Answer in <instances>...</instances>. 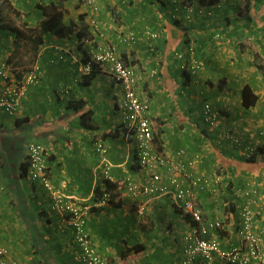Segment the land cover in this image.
<instances>
[{
  "label": "crops",
  "instance_id": "crops-1",
  "mask_svg": "<svg viewBox=\"0 0 264 264\" xmlns=\"http://www.w3.org/2000/svg\"><path fill=\"white\" fill-rule=\"evenodd\" d=\"M11 1L37 22L42 17L38 4L50 0ZM96 1L99 31L105 36L96 35L94 42H87L74 35H46L38 58L42 79L29 85L19 112L11 115L0 108V245L8 248V261L80 264L74 233L64 214L53 210L50 216L51 199L43 186L32 181L28 172L26 177L18 176L31 140L49 148L50 176L57 189L94 205L88 212V228L105 264H172L184 256L183 234L192 222L173 203L172 195L132 196L122 185L127 177L144 184L149 173L133 165L134 137L121 124V85L106 71L88 86L80 84L83 55L78 47L118 44L123 33L134 34L138 41L137 45L122 42L119 52L121 57L125 53L124 58L140 75L137 88L151 104L156 147L173 155L189 144L185 156L199 157L193 173L208 179L194 187L205 216H228L225 230L212 231L208 237L218 236L226 247L237 245L239 214L230 207L243 201L244 190H249L246 199L253 201L256 211L255 230L264 241V151L254 161L241 156L243 147L264 146V0H220L213 5L168 0L167 6L159 0ZM66 5V20H77L85 12L91 24L85 4L67 0ZM248 34L253 36L251 43L240 44ZM188 37L195 40L202 71H189L185 77L184 64H192ZM12 49L13 37L0 28V63ZM219 79H223L221 89L216 86ZM247 83L259 98L245 109L240 96ZM208 101L220 113L215 128L203 119ZM87 110L90 119L83 126L79 115ZM237 138L240 143L234 141ZM107 169L119 185V196L111 203L96 200ZM218 174L222 182L214 191L213 177ZM230 182L234 185L229 190ZM138 244L142 245L135 250ZM193 264H205V260L199 257Z\"/></svg>",
  "mask_w": 264,
  "mask_h": 264
},
{
  "label": "built area",
  "instance_id": "built-area-1",
  "mask_svg": "<svg viewBox=\"0 0 264 264\" xmlns=\"http://www.w3.org/2000/svg\"><path fill=\"white\" fill-rule=\"evenodd\" d=\"M88 7L91 14V29L93 38L86 39L87 42H94L95 36H105L104 32L99 31L97 13L99 5L96 0H82ZM157 36V33H153ZM249 36L248 40H252ZM135 41L134 34L123 33L118 38V44L126 41ZM115 43L99 44L92 50V58L79 66V70L88 73L92 70L93 62L108 63L109 73L121 85L123 95L119 100V110L121 111L126 127L132 133L138 150L139 162L149 173L147 183L138 185L135 180L128 177L125 179L126 188L132 196L139 195H160L169 194L183 212L191 217L195 224L183 235V254L184 256L173 264H193L199 257L205 260V264H264V241L261 235L255 230L256 211L253 201L245 199L237 202L236 207L239 214V225L237 233L239 241L232 247L223 246L220 238L208 237L212 231L225 230L227 218L213 217L206 218L203 208L197 203L194 187L200 183L208 182V179L193 174V167L199 157H186L184 148L177 150L176 155L158 151L154 134L155 127L151 120V104L144 99L138 92L137 84L140 75L136 68L126 64L120 57L118 47ZM189 53L192 57L191 70L196 72L200 68V61L196 57L194 43L189 46ZM181 54V53H180ZM178 56H183V54ZM8 65L4 62L0 64V107L7 113L13 115L19 112L22 99L27 93L30 84L38 81L42 72L38 65L29 70L26 74L25 82L22 85L10 84L8 81ZM207 110L210 109L206 105ZM213 114L208 115V122L212 127H216L218 122ZM264 133V127L262 129ZM237 138L235 142H240ZM102 148V147H101ZM250 150V151H249ZM252 146L243 149L244 154L253 151ZM28 156V175L32 181L40 183L44 189L53 197L52 210L64 214L65 220L69 223L74 233V241L77 249H82L78 253V259L82 264H105V258L98 252L93 243L88 230L87 217L91 210L89 204L76 201L68 197L64 192L56 189L50 178L49 169V148L39 141L30 142L26 147ZM187 158L188 163L185 162ZM192 171V172H191ZM106 176L110 177L109 170L105 171ZM192 180L189 182V178ZM188 181V183L186 182ZM222 182L220 174L213 177L215 185L214 191L218 190ZM245 195L249 197L250 191L245 190ZM104 202V201H102ZM140 214L144 213L142 207ZM8 248L0 245V264H19L8 261Z\"/></svg>",
  "mask_w": 264,
  "mask_h": 264
},
{
  "label": "trees",
  "instance_id": "trees-1",
  "mask_svg": "<svg viewBox=\"0 0 264 264\" xmlns=\"http://www.w3.org/2000/svg\"><path fill=\"white\" fill-rule=\"evenodd\" d=\"M66 1L67 0H50L49 2H46L43 4L39 3L38 6L41 9L42 17L37 22H33L32 20L27 18V15H25V13L23 11H21L19 8H17L11 0H0V28L2 30H6L8 35L13 37V49L10 51L7 58L2 61L8 65V68H7V71L9 74L8 75V81L10 84L14 83V84H17L19 86L25 82L27 72L29 70H31L32 68H34V65L36 64V62L38 60V57L40 55V51H41V49L45 43V40H46V35L52 34V35L60 37V38L71 37L74 35L80 41H83V40L85 41L86 39L93 38L92 29H91L90 24L87 20V17H86L87 15L85 12L80 13L77 20L72 19V18L70 20H66V15L69 13V9L66 5ZM156 1L158 2V0H156ZM160 1H161V4L164 6H167L169 4L168 0H159V2ZM198 1L201 5H211V4L213 5V4H216L220 0H198ZM153 2H155V0L151 1V3H153ZM154 18H155V16H154ZM187 30H188V28H187ZM245 32H249V31L246 30ZM248 36H250V35L248 34L247 36L245 35L244 37L247 39ZM240 39H242L241 36H240ZM185 40L187 42V45H186V47H188L187 50H189V44L191 42H195V40L193 41L190 37H188V39L186 38ZM239 43L240 44L246 43V40L239 41ZM121 44L122 43H119L117 45L118 50H120ZM86 47H88V46H86ZM86 47H84V46L78 47V51L83 55L82 62H88L91 60V53H89V51ZM92 47L95 48L96 44L94 43V44L90 45L88 48L90 49ZM119 54H120V52H119ZM124 55H125V53L122 55V57L120 55V57L124 60V62L126 64H129L128 63L129 60L124 58ZM135 62H137V61L136 60L132 61V63H135ZM102 71L109 72L108 63L99 64L98 62H93L91 71H89L88 73H83L80 71L82 73V81L80 82V84L82 86H88L91 83V81L93 79H95L97 77V75L100 74ZM182 71H183V75L185 77L190 75L188 73L189 70H187L186 68L183 69ZM41 75L42 74H40L38 81L34 82V84L40 82V80L42 79ZM223 79H225V78H223ZM223 79H219V83H217V85H216L220 89L223 86V83H222ZM2 84H3V80H0V86ZM210 85H212V81L210 82ZM258 98H259L258 94L255 92V89L249 83L245 84L242 87L240 100H241V106L243 108L247 109V108L254 106L257 103ZM206 104L210 106V109L207 110L206 107L203 109L204 121L206 123H209L208 122V120H209L208 115L213 114V115H215L214 119L219 123L220 113L215 109V107L209 101L206 102ZM69 107L70 106H68V108ZM73 109L77 110L78 108L74 107ZM89 112H90V110H87V111L82 112L79 115L80 124H82L83 126L90 119V113ZM122 119H123V121L121 124L123 125V124H125V122H124V118H122ZM17 122L19 124L20 120L18 119ZM111 128H112V126H111ZM199 128H201V127L199 126ZM201 132H206V129L202 128ZM104 134L101 135L102 138H104L106 136ZM206 135H208V133H206ZM155 140H156V134L154 136V142H155ZM28 144L29 143H27V145ZM134 144H135V148H134L135 156H134V158L136 159V161L133 165L135 168H141L145 172H147L139 162L138 150H137L135 139H134ZM263 147L264 146L259 147V145H253L252 146V148H254L253 151H251L249 154H244V152L242 153V151H241V153H242L241 156L244 155L243 158H245L247 161H254L258 157L259 153L264 151ZM160 149H161V146H160ZM160 149L157 148L158 151H161V152L167 154L166 151H164L162 149L160 150ZM177 150H179V149H177ZM176 152H174L173 155H176ZM11 156H13V155H11ZM26 157H27V160L20 163L18 166V170L20 172L18 176L22 177V178L27 176L28 156H26ZM51 159L52 158H51V153H50L49 162ZM185 162L188 163L187 158L185 159ZM220 168H222V167H220ZM147 176H148V179L145 181V183H147L149 180V174H147ZM188 178H189V181L192 180L191 177H188ZM103 184H104L103 189L100 188V190L98 189V191L96 189V191L98 192V194H97L98 198L96 200H100L103 198V201H108L111 203V202H113V200L116 197L119 196V185L116 181H114L110 178L104 179ZM122 184H124L126 186L124 181L122 182ZM137 184L140 185V183H138V182H137ZM233 185H234V183L230 182L226 188L230 190V188H232ZM149 196H153V195H149ZM173 203L176 205V207L178 209L181 210L183 215H185L186 217H189L191 219V217L189 215H187L186 213L183 212V209L181 207L177 206L175 201ZM197 203H198V201H197ZM236 204L237 203L234 202L233 205H231V207H230L232 209V211L235 213H236L235 210L237 209ZM93 206L94 205H91V209ZM95 208H97V207H94L93 210ZM208 219L210 220L211 217H209ZM191 222H192L191 226L193 224H195V221H193L192 219H191ZM87 223H88V217H87ZM89 233H90V231H89ZM141 245L142 244H138V245L134 246V249L138 250V248ZM132 249H133L132 247L129 248V250H132Z\"/></svg>",
  "mask_w": 264,
  "mask_h": 264
},
{
  "label": "rangeland",
  "instance_id": "rangeland-1",
  "mask_svg": "<svg viewBox=\"0 0 264 264\" xmlns=\"http://www.w3.org/2000/svg\"><path fill=\"white\" fill-rule=\"evenodd\" d=\"M80 3H82L83 1L82 0H78ZM223 42V41H222ZM137 43H138V41H135V42H133V43H130V45H137ZM139 43H140V40H139ZM71 53H72V51H70ZM70 52H69V54H70ZM190 57H191V55H190ZM39 58V57H38ZM36 65H38L39 67H40V69L43 71V69L41 68V64H40V62L37 60V62H36ZM202 71V68H199V70H198V73H200ZM197 73V72H196ZM197 73V74H198ZM195 74V73H194ZM138 82H139V80H138ZM137 86H138V84H137ZM185 86V85H184ZM138 89V88H137ZM1 108V107H0ZM2 109V108H1ZM154 122H155V124L156 125H158V123H159V120L157 119V118H155L154 119ZM33 141H37V140H31V141H28L27 143H30V142H33ZM180 144H182V143H180ZM184 148V147H183ZM188 149H190V145L188 144L187 145V148H185V150H187V153H188ZM242 149L243 148H241V151H242ZM51 178V177H50ZM51 181H52V179H51ZM53 182V181H52ZM187 183H188V181H186ZM0 183H1V181H0ZM3 184H5V180L2 182ZM53 184H54V182H53ZM123 185V187H124V189L126 190V188H125V186H124V184H122ZM54 186H55V188L57 189V187H56V185L54 184ZM44 188V187H43ZM44 193H45V189H43L42 190ZM50 196V199H51V203L53 202V197H52V195L51 194H49ZM218 198V197H217ZM221 197L220 198H218V201L219 202H221ZM105 202H107V201H105ZM104 202V203H105ZM51 203H50V205H51ZM48 209V211L49 212H47L50 216H52L53 217V210H52V206H50V207H48L47 208ZM82 251V249H78V253L79 252H81ZM78 253H77V255H78ZM77 257H79V256H77ZM79 260V259H78ZM79 262H80V260H79ZM80 264H82L81 262H80Z\"/></svg>",
  "mask_w": 264,
  "mask_h": 264
},
{
  "label": "clouds",
  "instance_id": "clouds-1",
  "mask_svg": "<svg viewBox=\"0 0 264 264\" xmlns=\"http://www.w3.org/2000/svg\"><path fill=\"white\" fill-rule=\"evenodd\" d=\"M83 3V2H82ZM84 4V3H83ZM86 8H88L87 6H86ZM88 11H89V9H88ZM90 12V11H89ZM88 14V13H87ZM91 18V17H90ZM89 18V19H90ZM90 27H91V24H90ZM102 37V36H101ZM249 37V36H248ZM248 37H247V39L245 38V40L248 42V43H251V41L252 40H248ZM84 41V40H83ZM86 41V40H85ZM192 43H194V42H191L190 44H189V46L192 44ZM194 45H195V43H194ZM98 45L96 44V47H97ZM94 47V46H93ZM92 47V49L91 50H93L94 48ZM95 47V48H96ZM196 49V48H195ZM187 53H188V55H190V53H189V50H187ZM197 53V52H196ZM197 57V56H196ZM91 58H92V52H91ZM190 58H192V57H190ZM198 58V57H197ZM199 59V58H198ZM200 61V60H199ZM82 63H84V62H82ZM81 63V64H82ZM202 67V65H201V62H200V68ZM188 69L191 73H196V72H198V70L196 71V72H193L192 70H191V65H186V64H184V66H183V68H182V70L183 69ZM263 68H264V65H263ZM80 71V70H79ZM263 76H264V69H263ZM206 103H205V105H204V108L206 107ZM151 117V116H150ZM152 120V119H151ZM126 126V125H125ZM155 127V126H154ZM263 127H264V125L262 126V129H263ZM262 129H261V134H262V136L264 137V133L262 132ZM155 134H156V131H155ZM155 134H154V136H155ZM241 141V140H240ZM238 143H240V142H238ZM242 144V143H241ZM250 146H253V144H251V145H249V146H247V147H250ZM245 147H243V149H244ZM185 149V148H184ZM243 149H242V152H243ZM186 151V154H187V150H185ZM167 154H169V153H167ZM171 156H174V155H171ZM186 157H189V156H186ZM49 169H50V162H49ZM108 170V169H107ZM27 172H28V170H27ZM109 173H110V171H109ZM110 175H111V173H110ZM105 176H106V174H105ZM51 177V176H50ZM106 178H112V176H106ZM128 178V177H127ZM130 178H132V177H130ZM126 179V178H125ZM125 179H124V183H125ZM133 179V178H132ZM134 180V179H133ZM125 186V185H124ZM126 187V186H125ZM245 191V190H244ZM47 192V191H46ZM48 193V192H47ZM244 195H245V193H244ZM245 197V199H246V195L244 196ZM245 199H243V200H245ZM100 200H102L103 201V198L102 199H100ZM101 201V202H102ZM241 201V200H240ZM240 201H238V202H240ZM105 202V201H104ZM236 211H237V209H236ZM238 212V211H237ZM88 230H89V228H88ZM185 233V232H184ZM184 235V234H183ZM208 236V235H207ZM93 240V239H92ZM94 243V242H93ZM95 245V244H94ZM97 248V247H96ZM98 249V248H97ZM98 252H99V250H98ZM183 257V256H182ZM177 262V261H176ZM196 262V261H195ZM174 263V262H173ZM172 263V264H173Z\"/></svg>",
  "mask_w": 264,
  "mask_h": 264
}]
</instances>
